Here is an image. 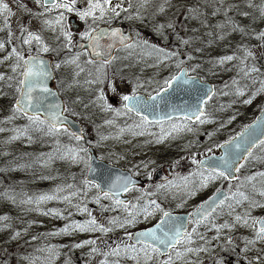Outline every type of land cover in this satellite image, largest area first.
Wrapping results in <instances>:
<instances>
[{"label":"snow or ice","instance_id":"1","mask_svg":"<svg viewBox=\"0 0 264 264\" xmlns=\"http://www.w3.org/2000/svg\"><path fill=\"white\" fill-rule=\"evenodd\" d=\"M148 0H143V4H147ZM166 2V0H165ZM143 4L140 7H143ZM224 0H220L219 6H214V10L210 13L211 16H216L223 10L224 19L211 27L219 30V39H225V36L230 33H240L241 36L249 35L250 32L247 27L236 21L229 15V12L236 10L239 15L248 17L250 13L240 9L238 4H229L224 7ZM134 5L129 2L127 8L122 3L113 4L112 0H85L84 7L77 6V0H33V7L25 2L19 0L17 9L27 16V22L21 21L18 31L20 35L17 37L20 47L13 45L7 55L3 57L4 61L12 60L10 64L11 72L14 75H5L0 73V80L7 79L8 81H15V95L14 103L11 104V115L6 117L7 121L15 119L17 116L23 117L27 123L22 127L13 128L15 133L9 137V140H17L20 137H27L29 142L32 140L30 133L37 132L42 136L55 138L56 148L50 153H41L42 157L46 159L41 160L42 164H48L53 159H70L73 163H83L88 172L92 169V157L89 155V148L83 146L80 142L84 140L83 130L80 133L70 132L66 125V117L64 112L69 111L66 106L59 103H49V95H54L51 89L48 88L46 81L51 77L52 71L46 65L40 53H47L50 46L45 42L43 36L40 34L45 28L53 32H58L57 39L63 38V46L71 48L73 45V33L70 30V25L67 22V14L75 13L80 20L87 26L84 31L79 33L80 39L86 41L85 44H79L78 47L84 49L85 52L91 49L90 56H101L104 53L102 49L110 50L118 41L121 46L126 49L140 48L146 55H155L157 63L172 60L178 57L179 53L176 51H168L166 48L160 47L157 44L149 43L147 39H138L132 41L131 37L123 35L119 28L101 29L99 22H111L118 18L121 13L129 12ZM248 7H259L260 16L264 18V3L256 6L248 0ZM36 8L37 11H33ZM164 5L161 4L158 8L159 12H164ZM55 12V15L52 13ZM188 13L192 18L200 19L206 13L199 12L198 8H189ZM12 9L4 0H0V16L3 17V27L7 30V39L0 40V50H7L6 44L12 43L13 32L11 30L10 17ZM133 15L140 18V12L137 11ZM37 18L42 21V28L39 31H33L30 28L31 20ZM126 18L131 19V15ZM255 19V17H253ZM91 21V22H89ZM204 26H209L206 19L200 20ZM173 29L175 25L169 21L166 24L160 23L155 25V31L164 36L165 29ZM195 31V29H193ZM254 31V30H253ZM140 34L137 33V36ZM207 35L212 36L213 32L209 31ZM108 37L112 43L101 44V40ZM256 37L264 42V30L256 32ZM131 41V42H129ZM181 42L185 45L189 40ZM33 45L35 46L36 54L33 55ZM27 46V52L24 48ZM243 48V53L237 57L235 53L231 55H222L218 57V62L224 64L226 62L239 59V73L242 74L243 79L252 81L253 84L259 83V88L251 92V95L242 101L243 104H251L253 98L259 93H264V71L255 63L249 64V58L255 59L254 53L248 47L239 45ZM196 51H200L199 48ZM82 53L77 52L74 56L56 63L55 68L59 69L62 64H73L80 71H83L79 66V60ZM188 60L191 61L194 57L189 54ZM115 59V57H111ZM88 63L95 61L89 59ZM110 63V59H104L103 64ZM184 60H175L177 71L170 73L162 81H156V87L147 96H142L138 92L140 85H133L130 94L120 95L121 107L113 108L112 104L108 102L105 96L104 88H98L96 101L102 110H111L115 115H129L134 114L138 121L133 125H129V129H147L156 124L160 126V135L157 137V142L163 141L165 137L173 132L179 134L181 132H196V125H204L210 122L211 116L206 110L207 103L215 94L214 88H207L199 78L188 75L189 71L196 72L200 67L199 64L193 65L191 68H186L183 65ZM99 72L100 69H97ZM92 84H104L105 81L99 77L88 81ZM231 85L234 87V95L243 97L247 90V84H241L236 78L232 79ZM11 86V85H10ZM107 87L112 92H117V86L111 82ZM225 88L229 85L225 84ZM171 91H185L195 92V103L185 102L183 106L171 105L168 101V95ZM227 94V93H221ZM170 108L172 112H179V118L163 111V109ZM264 113V108H261ZM231 120L235 116L230 117ZM105 123L111 124L113 121L106 120ZM223 127V125H221ZM257 128L259 131H257ZM0 131L5 129L0 128ZM121 132L124 129H120ZM67 134L71 139L75 140V146H62L60 144V136ZM133 134H143L136 133ZM211 136L212 133H207ZM105 139V137H101ZM91 143L90 141L88 142ZM99 143V142H98ZM257 146H264V115L257 117L252 125H244L243 130L237 133L234 137H229L222 144H215L216 148H223L224 153L219 157L211 156L205 159H198L199 148L197 142H191L188 147L195 150L189 155L191 164L195 166L194 170L188 176L182 177L183 187L187 189L190 195H195L196 189L208 187L214 181H238L235 185V190L229 185V192L223 193L217 189L213 196L203 201L196 209L188 214V222L191 224V230L184 223L183 217H174L172 213L165 210L155 199L145 200L142 204H133L131 201L120 199L121 193H126L130 189L135 188V182L130 176H117L112 180L107 189L103 188L100 183L88 179L87 175L83 179V187L77 188L75 191H70L67 195H59L64 191V188L57 186L51 193H41L35 196L24 194L19 203L22 205H35V210L43 212L44 215L55 214L62 215L61 211L56 208L47 209L46 211L40 207L44 202L51 200H63L71 203V197L77 196L80 193H86L89 188L97 190L94 201L97 204L101 203V197L110 199L112 205H101V209L105 210L109 207L123 208L127 215L121 220L120 217L111 218L109 223L119 228H126V226H134L138 217H143L145 220L155 216L159 213V221L152 227H148L139 232L125 231V235L129 241L133 243H118L115 247H108L102 255L104 259L100 264H120V257H130L135 261V264H204L200 259V254H206L205 259L211 257L210 264H232L221 253L233 252L235 253V264H264V247L257 248V244L264 245V215H252V211L257 208L264 209V171H258L251 175H246L241 179L236 173H240L241 169L249 159H261L253 155V149ZM206 151L212 152V148H207ZM30 166V165H27ZM24 167V165H18ZM175 182L170 181L168 185H157V188L172 187ZM259 185V187L257 186ZM67 188H72V185H67ZM257 193L261 200H257L250 194ZM3 195L6 199L16 203V196L9 195L5 192ZM148 195H152L149 193ZM139 200V198H137ZM247 202V208L243 214L235 213L234 205L241 206ZM78 211L88 214L89 219L80 221H71L65 224L58 233H50L52 235L67 233L72 230L80 232L85 231H100L107 233L112 229L106 228L103 224H98L95 217L88 211L86 205H75ZM227 207L228 215L233 216L232 221L225 220L223 223L217 222V217L224 214V208ZM70 215V214H69ZM7 215L0 216V221H7ZM210 226V227H209ZM11 224H0V229L11 228ZM204 227L205 232L213 230L215 235L211 238H206L204 233L199 229ZM238 227H244L251 230L250 235L241 237L243 248L236 252V241L233 238L232 232ZM27 232V229H24ZM20 236V231H14L10 235V239H15ZM33 240L37 237L33 236ZM202 241V244L196 243ZM214 241H219V244H213ZM96 241L92 239L84 240L73 244L74 248H80L84 245H95ZM256 249L252 252V249ZM56 245H48L46 248L36 249L40 255H28L24 257L27 264H54L55 259L59 256L56 250ZM100 252L97 247H92L89 255ZM46 253V254H45ZM251 253V255H250ZM195 255L196 259L190 258ZM109 257H116L117 259L110 260ZM65 264H71L70 261H65Z\"/></svg>","mask_w":264,"mask_h":264},{"label":"rangeland","instance_id":"2","mask_svg":"<svg viewBox=\"0 0 264 264\" xmlns=\"http://www.w3.org/2000/svg\"><path fill=\"white\" fill-rule=\"evenodd\" d=\"M4 2L9 4L13 13L10 17L11 30L13 32L12 43L6 44L7 50H0V73H5L7 76L14 75L10 69L12 60L4 61L3 57L7 55V51H10L13 45L18 48L20 47L19 40L17 39L20 35L18 28L22 20L27 22V16L17 9L19 0H4ZM25 2L29 7H33V0H25ZM118 2L122 3L125 8L131 2L134 7L129 9L127 13H121L118 18L112 21L120 20L123 23L129 22L137 25L139 29H136L135 35L137 36V33L140 34L137 36V40L141 38L147 39L149 43L157 44L160 47L166 48L168 51H176L179 53L178 57L159 63L162 66L159 68L162 73L153 78L151 84L153 83L154 85L156 81H162L170 73L175 72L177 70L175 60L180 59L185 61L184 65L188 68L199 64L200 67L196 72L190 71L192 75H198L203 81L214 85L215 94L206 105V110L211 116L210 122L204 125H196L197 131L193 133L185 131L177 134L173 132L165 137L162 146L169 147L173 151L172 153L175 157L172 160L173 164H177L180 160L190 159L189 155L195 150V147L189 148L188 145L193 141L197 142L199 148L198 156L210 154L206 151L207 148H212L211 153H215L217 150L214 147L215 144H221L225 140H228L229 137H233L239 131L243 130V126L248 125L260 109L264 107V93L256 95L251 104L242 103L244 99H247L251 95L252 91L259 88V83L253 84L252 81L241 78L242 74L239 73V59H234L224 64L218 62V57L222 55L235 53L237 57H240L243 53V48L239 47V45H243L248 47L256 57L255 59L249 58L248 63H255L264 71V42L256 37V32L264 30V18L260 16L259 7H248V0H224V7H227L229 4H238L241 10L256 12L257 14L255 16L243 17L236 10H233V13L229 12V15L233 19L247 27L250 34L241 36L240 33H230L225 36V39L220 40L218 38L220 35L219 30H215L211 26L224 19L223 10L214 17L210 15L214 10V6H219L220 0H166V2L165 0H148L147 4H143V0H112L113 4ZM251 2L259 6L264 3V0H251ZM141 4H143V7H140ZM161 4L164 5V12L158 11ZM77 6L84 7L85 0H77ZM189 8H198L199 12L206 13L207 15L202 16L200 19L192 18L188 13ZM33 11H37V9L33 8ZM137 11L140 12V18L133 15ZM52 15H55V12ZM129 15H131V19L126 18ZM69 18L76 19L77 23L82 27L81 31H84L87 27L75 13L67 14V22ZM201 19H206L209 26L202 25L200 22ZM169 21L174 23L175 28L174 30L166 28L164 30V36L167 39H164L163 36L155 31V25L160 23L166 24ZM102 23L99 22V24ZM30 28L33 31H39L42 28V21L37 18L32 19ZM81 31L74 33L72 31L73 45L71 48H65L63 46L62 37L57 39L58 32H53L45 28L40 34L50 46V49H56L55 51H50V53L53 52L54 55L57 54L58 56L61 53L58 49L64 51L73 50L77 42L81 40L79 36ZM209 31L213 32L212 36L207 35ZM181 38L183 40H189V43L187 45L183 44ZM6 39L7 30L4 29L3 17L0 16V40ZM197 48L200 51H196ZM207 48L209 49L205 51ZM24 50L27 51V46H25ZM33 50L35 51L34 45ZM189 54L194 57L191 61L187 58ZM140 55L145 57V62H147L146 67H148V69L142 70L141 76L148 77L151 71H156L155 68L157 66L154 67V65L157 63V58L155 55H146L144 52ZM72 65L66 64L65 67L66 69L72 68ZM233 78L238 79L242 85H248V90L243 97L234 95L235 89L231 85ZM113 84L117 86V92H113L114 97L112 99L110 98V101L109 98L107 99L112 104V107L115 108L114 104L116 103L113 99H118L120 95L127 94L129 89H126L125 85L119 84V82H114ZM225 84H228L229 87L225 88ZM155 87L156 85L152 88ZM73 90L77 92L74 94ZM109 91L112 90L109 88ZM70 92L71 95L69 96L71 99L77 96L75 102L73 101V105L75 104L81 110L76 112V118L83 125V134L86 136V141H90L94 145L99 156L102 155V152H105V154L116 157L119 161H123L124 159H132L134 157L136 160L139 158V155L145 154L141 150L134 149L130 151L134 147V144H131L130 141L119 142L117 140L115 124L120 121L121 115L117 116L111 110L101 109L99 103L96 101L95 93L97 90L93 85H83L79 82L78 84L73 83L70 86ZM14 95L15 81H8L7 79L0 80V128L5 129V131H0V194L8 192L9 195L16 196V203L14 204L11 200L0 195V216L7 215L9 217V220L0 221V224H11L12 226L11 228L0 229V264H27V261L24 260L25 256L30 254L40 255L36 249L46 248L48 245H56V250L60 253L55 259L54 264H65V261H70L71 264H100V261L104 259L102 253L108 250L109 246L115 247L118 243H131L127 239L125 231L135 232L138 229L148 228V226L159 219V213H157L147 220L142 216L138 217L134 226H126L124 229L116 227L109 223L110 219L120 217L123 220L127 212L122 207H109L108 209L102 210L101 205L111 206L112 201L101 197V203L97 204L93 199L97 192L95 188H89L86 193H80L77 196L71 197V203L63 200H51L40 205L45 211L52 208L59 209L62 213L60 216L55 214L44 215L43 212L35 210V205L20 204L19 201L23 198L24 194L35 196L41 193H51L57 186H60L64 188V191L59 193V195L63 196L67 195L70 191H75L77 188H82V182L87 169L83 163H73L67 158H57L48 164H42L40 161L46 159V157H42L40 154L53 152L56 148L55 138L53 137L42 136L40 133L33 132L30 133L33 137L31 142H29L27 137L9 140V137L15 134L12 131L13 128L22 127L27 123L20 116H17L11 121L5 119L11 115V104L14 103ZM232 116H235L234 120L230 119ZM106 120H111L113 123L107 124L105 123ZM109 131L112 132L111 135H108ZM209 132L212 133L211 136L207 135ZM200 136H203L204 140L202 142L198 139ZM101 137H105V139H101ZM59 139L62 146H75L77 144L67 134L60 136ZM80 143L82 144L83 142ZM159 147L160 144L156 146L157 149ZM253 155L261 157V159L250 158L241 169V172L238 173L241 179L246 175L264 171V146H259L255 149ZM18 165H24V167H18ZM217 182L214 181L208 185L207 191L209 194L212 190L218 188ZM237 183L238 181L231 184L233 191ZM67 185H72L73 187L67 188ZM181 186L183 187V184ZM257 186L259 187V185ZM178 187H180V184L176 188ZM176 188L168 190V193H172L173 191L169 200L173 199L175 195H178L176 192L179 188ZM227 191L229 192V186ZM248 191L257 200L262 199L257 193H252L250 188ZM148 193L147 191L145 193L142 192L139 200L136 199V201L143 203L145 200H148ZM184 193L188 194L189 192L185 191ZM205 199L207 198L168 201L167 198L164 200L165 202L158 203L165 210L179 213L190 212L196 209ZM77 204L86 205L88 211L96 218L98 224H103L106 228L112 230L107 233L72 230L67 233L50 234L58 233L59 229L71 221L84 222L89 219L87 213L77 210L75 207ZM247 206V202L241 206L234 205L235 213L243 214ZM227 213L228 209L225 207L224 214L217 217V222L223 223L225 220L232 221L234 217L229 216ZM252 215H264V209H254ZM24 229H27V232ZM17 230L20 231V236L15 239H10V235ZM189 230H191V224L189 225ZM199 231L204 233L206 238H211L215 235L213 230L205 232L204 227H201ZM250 234L251 230L244 227H238L232 232L236 245H238L236 252H239L244 246L241 237ZM33 236L37 237V239L33 240ZM88 239L95 240L96 244L84 245L80 248L73 247V244ZM196 243L202 244L203 242L196 241ZM219 243L221 242H213V244ZM92 247L99 248L100 252L89 255ZM256 247H264V245L257 244ZM255 250V248L252 249V252H255ZM221 254L228 261H231L232 264H235V253L228 252ZM205 256L206 254L201 253L200 259L204 261V264H210L211 257L205 259ZM109 259L114 260L117 258L109 257ZM119 259L120 264H135V261L131 260L130 257H120ZM190 259L195 260V255Z\"/></svg>","mask_w":264,"mask_h":264},{"label":"flooded vegetation","instance_id":"3","mask_svg":"<svg viewBox=\"0 0 264 264\" xmlns=\"http://www.w3.org/2000/svg\"><path fill=\"white\" fill-rule=\"evenodd\" d=\"M78 26L79 30L77 32L81 31L82 29L80 25ZM99 26L122 27L121 32L123 34L129 33L132 37V41L137 40V36L135 35V33L136 29L139 28L137 25L131 24L129 22L123 23L120 22V20H117L108 23L103 22L102 24H99ZM78 42L86 41L80 40ZM58 50L61 52L58 56L57 54L54 55L53 52L50 53L51 50L47 53H40V55L43 59L49 58V60L51 61L50 69L52 71L51 77L53 85L59 92V95L62 98V103H64V106L69 109V111L64 112V114H66L67 116H72L76 120V112H79L81 110L80 108L76 107L75 104L73 105V101L75 102L77 96L72 99L69 96L71 95L70 86L73 83L78 84L79 82L83 85H93L97 90V92L95 93L96 96L98 94V88H104L105 96L109 98L110 101V98L112 99L114 96L113 92L109 91V88L107 87V84L109 82H119V84H124L126 89H129V92H127V94L131 93L133 85H140V87H138V92L142 96H147L153 91V89H155L152 87H154L156 84H151L153 78L162 73V71L159 69L162 66L159 63H156V65H154V67L157 66L155 68L156 71H151V74H149L148 77L141 76L142 70L148 69V67H146L147 62H145V57L140 55L142 53V50L140 48L134 47L131 49H126L123 46H118V48L112 53L111 56L115 57V59H110V63L104 65L103 67H101V65L103 64V60L101 59L94 60V63H88L87 61L91 59L89 53L88 51L85 52L84 50H82L80 51L82 55L79 60V66L83 69V71H80L75 65H72V68H68V70L65 67L66 64H62L59 69H56V63L63 61L70 56H74L77 53H75L74 51H64L61 49ZM32 54L35 55L36 52L33 50ZM183 66L188 68L185 65ZM97 69H100V71L98 72ZM188 75L194 76L195 74L192 75V73L189 72ZM97 77L103 79L105 83H88V81L96 79ZM73 91L74 94L77 92L76 90ZM113 100H115L114 102L116 103L114 104L115 108H120V98H116ZM137 121L138 118L135 117L134 114L121 115L120 121L115 124L117 140L119 142L130 141L131 144H134V147L131 148L130 151L136 149L145 152V154L139 155V158L136 160L134 159V157L132 159H124L123 161H119L116 157H111L105 154V152H102L101 156H99L98 154L100 159H103L107 164L119 167L121 171L127 172L134 180H138L142 183H138V185H135V188H132L128 192L124 193L122 195L124 199H126L127 201H131L133 204H142L141 201H136V199L140 197L142 192L145 193L146 191L152 194L148 195L149 199H155L157 203L165 202L164 200H166L167 198L168 201L209 198L217 192V189L221 190L224 187V181H221V183H219V181H216L218 183V188H213L214 190H212L210 194L207 191V187L196 189L195 195H190L189 193L185 194L184 192L187 191V189L181 186V184H183L181 178L185 175L188 176V174L194 170L195 166L191 164L190 159L180 160V162H177V164H173L172 160L173 158H175L174 154L172 153L173 151L169 147H164V145L162 146L164 140L157 142V137L160 135V126L154 124L147 129H129L128 126L133 125ZM120 129H124V131L121 132ZM133 131H135L136 133L142 132L143 134L134 135ZM111 134L112 132L109 131L108 135ZM198 139L200 142L204 140L203 136H200V138ZM82 144L85 147L89 146L88 142L86 141ZM158 144H160V147L157 149L156 146ZM217 150L215 153L198 156V159L216 154ZM156 171H160V175L164 176V178L160 177V179L156 180L155 182L153 178L156 174ZM170 181L175 182L174 186L157 188V185H168ZM178 184H180V187H178L179 189L176 188ZM173 188L178 189V191L176 192L178 193V195H175L173 199L169 200V197L173 194V191L172 193H168V190ZM154 189L157 191H155Z\"/></svg>","mask_w":264,"mask_h":264},{"label":"water","instance_id":"4","mask_svg":"<svg viewBox=\"0 0 264 264\" xmlns=\"http://www.w3.org/2000/svg\"><path fill=\"white\" fill-rule=\"evenodd\" d=\"M70 24H71V28L73 29V31H75V29H77V27L74 25V21L71 20L70 21ZM101 29H105L106 27H100ZM108 28V27H107ZM115 28H119L120 30H122V27H115ZM109 30L111 28H108ZM124 36L126 37H131L129 34H123ZM87 43V42H86ZM86 43H84L86 45ZM108 43H112L111 40H109L108 37H104L102 40H101V44H108ZM79 45V44H78ZM77 45L76 47V50L75 51H80L82 50L81 48H79ZM118 46H121L120 43L117 41L114 45V47H112L110 50H107V49H102L101 51L104 53L103 55L101 56H90L91 59H94V60H98V59H101V60H104V59H111V56H112V53L114 50H116L118 48ZM88 52L89 54L91 53V49H88ZM44 61L46 63L47 66L50 67V63L51 61L48 59V58H44ZM198 78V77H197ZM200 79V78H199ZM201 80V79H200ZM47 86L49 89H51V92L54 94V95H49L48 97V102L49 103H59L62 105V107L64 106V103H62V99L61 97L59 96V93L57 92V90L55 89L54 85H53V82H52V77H50L47 81ZM204 86H205V90H207V88H213L212 85L208 84V83H203ZM195 96H196V93L195 92H185V91H171V93L168 95V101L171 105H179V106H183V104L185 102H188V103H195ZM163 111L165 112H169V114L173 115L174 117H177L179 118L180 116V113L179 112H172L170 108H166V109H163ZM64 115V113H63ZM261 115H264V113H262L261 111L257 114V117L261 116ZM65 116V115H64ZM67 119H66V125L67 127L69 128V131L70 132H76V133H80L81 132V125L79 123H77L73 118H71L70 116H65ZM257 117L249 124V125H252L254 121H256ZM257 131H259V129L257 128ZM242 132V131H240ZM239 132V133H240ZM236 136V135H235ZM218 152H219V155L218 156H215V155H212V156H215V157H219L221 155H223L224 153V149L223 148H218ZM89 155L92 157V160H91V163H92V171L91 172H88L86 173L88 179L90 180H94L96 181L97 183H100L101 186L103 188H105V190L107 189L108 187V184L114 180L117 176H130V174H128L127 172H123L121 171L119 168L117 167H112V166H109L108 164H106L105 162L103 161H100L97 159L96 155L94 154L93 152V149L92 148H89ZM211 157V156H209ZM202 159H205V158H202ZM131 177V176H130ZM161 177L159 171L156 172V175L154 177V181L156 182V180H159ZM133 180V179H132ZM135 182V185H137L138 183H140L138 180H133ZM142 184V183H141ZM144 185V184H143ZM221 192L225 193V191L221 190ZM122 194V193H121ZM217 195H220V193H217ZM120 199H121V195H120ZM174 217H183L184 218V223L186 225L187 224V221H188V215L187 214H179V215H176V214H172ZM153 226V225H152ZM151 226V227H152ZM144 230V229H143ZM139 231H142V230H138L137 232ZM132 243L134 241H131Z\"/></svg>","mask_w":264,"mask_h":264},{"label":"trees","instance_id":"5","mask_svg":"<svg viewBox=\"0 0 264 264\" xmlns=\"http://www.w3.org/2000/svg\"><path fill=\"white\" fill-rule=\"evenodd\" d=\"M254 1V0H253ZM234 11H231V13H233ZM248 13H250V15L249 16H255V14H257L256 12L254 13V12H251V11H249ZM237 19L239 20V18L237 17Z\"/></svg>","mask_w":264,"mask_h":264}]
</instances>
